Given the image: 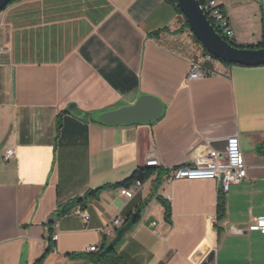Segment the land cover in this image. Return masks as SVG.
Instances as JSON below:
<instances>
[{
  "label": "crops",
  "instance_id": "1",
  "mask_svg": "<svg viewBox=\"0 0 264 264\" xmlns=\"http://www.w3.org/2000/svg\"><path fill=\"white\" fill-rule=\"evenodd\" d=\"M219 3L238 44L261 42L264 0ZM177 7L169 0H14L0 12V264H34L54 233L41 264H94L90 257L116 235L104 237L103 228L132 214L137 222L115 245L129 264H264V234L250 229L264 216V65L212 57ZM193 61L213 73L186 82ZM141 94L163 102L158 120L94 118ZM235 135L247 178L228 192L214 179L171 178L173 169L224 151ZM9 148L15 153L5 160ZM150 153L161 166L146 163ZM146 167L155 173L133 197L107 187L74 204ZM76 207L88 221L71 212Z\"/></svg>",
  "mask_w": 264,
  "mask_h": 264
},
{
  "label": "built area",
  "instance_id": "2",
  "mask_svg": "<svg viewBox=\"0 0 264 264\" xmlns=\"http://www.w3.org/2000/svg\"><path fill=\"white\" fill-rule=\"evenodd\" d=\"M178 6V4H177ZM209 12H213V16L217 17V27L222 34H230L234 37L235 32L230 23V20L224 10L220 6L219 0H209ZM184 20L185 16L179 12ZM3 49L0 48V58ZM213 72L207 68L202 61H193L186 75V82L192 79L201 78L212 74ZM14 149L9 148L4 155L5 160H9L14 155ZM146 163H156V167L161 166L159 158L150 153ZM172 179H214L217 181L220 191L228 192L233 184H238L247 178V164L245 161L244 152L241 146V140L238 135L228 138L227 146L224 151L212 150L206 156L198 157L193 163L184 165L172 170ZM143 187L142 180L133 182V186L123 187L122 193L128 197H133L136 193L141 191ZM171 200V196H168ZM82 216L85 221L89 220V214L83 207H76L72 211ZM127 218L123 216H116L109 224L103 228L104 237H111L115 235L117 229L126 222ZM250 229L258 230L264 234V216L257 217ZM58 235H52L53 240H57ZM96 245L89 246L90 252L96 251Z\"/></svg>",
  "mask_w": 264,
  "mask_h": 264
},
{
  "label": "water",
  "instance_id": "3",
  "mask_svg": "<svg viewBox=\"0 0 264 264\" xmlns=\"http://www.w3.org/2000/svg\"><path fill=\"white\" fill-rule=\"evenodd\" d=\"M13 0H0V12ZM185 19L204 49L211 55L230 64L243 66L264 65V47L244 48L231 44L218 32L208 18L200 0H178ZM164 113V104L156 96L141 94L134 104L124 105L114 110L100 112L94 118L108 125H127L136 123H149L158 120ZM137 222V215L132 214L126 222L117 229L116 235L110 245L119 243L125 234Z\"/></svg>",
  "mask_w": 264,
  "mask_h": 264
},
{
  "label": "trees",
  "instance_id": "4",
  "mask_svg": "<svg viewBox=\"0 0 264 264\" xmlns=\"http://www.w3.org/2000/svg\"><path fill=\"white\" fill-rule=\"evenodd\" d=\"M14 1V0H13ZM12 1V2H13ZM173 5L177 4L178 0H169ZM201 3H203L204 0H200ZM220 6L223 8V6L220 4ZM178 11L182 13L181 9L177 7ZM188 25V23H187ZM189 26V25H188ZM215 28L218 32L222 34V32L219 30V28L215 25ZM224 38H226L231 44L238 46V47H244V48H262L264 47V37L258 44H252V45H245V44H238L233 38H230L224 34H222ZM207 52V51H206ZM208 53V52H207ZM214 57V56H212ZM216 58V57H214ZM218 59V58H216ZM220 60V59H219ZM222 61V60H220ZM224 63H227L225 61H222ZM230 64V63H227ZM61 126V122H59V127ZM155 173V169L153 167H146L137 169L129 178L126 180L116 183V184H109L106 186H103L101 188L91 190L89 191L83 198H78L76 204L86 205L88 201H91L93 199L98 198L99 194L102 192L103 189L107 187H128L131 186L132 183L136 180H142L145 181L147 178H149L151 175ZM72 207L69 208H61L58 211V215L61 216L65 213H67L69 210H71ZM225 216V203L223 199L221 198L219 206H218V218L221 219ZM53 239L50 237L49 239V248L46 250L44 255L38 259L34 264H41L47 255L50 253V251L53 249ZM84 255L82 253L74 254L72 257H83ZM94 264H129L117 251L115 245L111 246L110 243L106 244L99 252H97L95 255L90 257Z\"/></svg>",
  "mask_w": 264,
  "mask_h": 264
},
{
  "label": "bare ground",
  "instance_id": "5",
  "mask_svg": "<svg viewBox=\"0 0 264 264\" xmlns=\"http://www.w3.org/2000/svg\"><path fill=\"white\" fill-rule=\"evenodd\" d=\"M209 0H204L202 4L203 9L205 10L206 14L208 15V18L211 20V22L213 23V25L217 26V17L213 16V12H209V6H208ZM228 37L231 38L230 34H224ZM149 166H153L156 167V163H148ZM133 186V185H132Z\"/></svg>",
  "mask_w": 264,
  "mask_h": 264
}]
</instances>
